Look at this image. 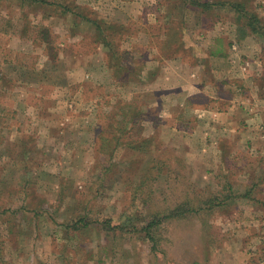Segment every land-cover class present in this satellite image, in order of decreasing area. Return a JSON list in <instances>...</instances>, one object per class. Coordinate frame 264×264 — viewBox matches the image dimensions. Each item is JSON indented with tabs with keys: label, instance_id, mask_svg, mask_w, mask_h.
<instances>
[{
	"label": "rangeland",
	"instance_id": "obj_1",
	"mask_svg": "<svg viewBox=\"0 0 264 264\" xmlns=\"http://www.w3.org/2000/svg\"><path fill=\"white\" fill-rule=\"evenodd\" d=\"M171 71L201 85L171 93ZM262 101L264 0H0V264H234L244 245L264 264V118L245 116ZM237 108L239 125L218 112ZM118 122L148 145L99 152ZM227 182L224 204L163 220V253L95 220H144ZM84 206L91 225L68 229Z\"/></svg>",
	"mask_w": 264,
	"mask_h": 264
},
{
	"label": "trees",
	"instance_id": "obj_2",
	"mask_svg": "<svg viewBox=\"0 0 264 264\" xmlns=\"http://www.w3.org/2000/svg\"><path fill=\"white\" fill-rule=\"evenodd\" d=\"M189 1L191 3H197V0H189ZM201 5L208 6L209 3L204 2ZM231 7L236 9V11L239 13L238 15L243 13L242 11L244 9V6L242 5V3L232 2ZM65 9L68 11H72V9H69V8H65ZM239 19H240V17H239ZM258 22H259L258 18L255 15L250 14L246 24L250 28V30L256 31V27H257ZM94 23H95L96 31L101 35V38L103 39L102 40L103 45L107 46L109 49L114 47V50H115L116 42L115 41H114V43L112 42L111 36L106 33L105 26L103 27L97 21ZM45 42L48 43L47 47L49 48V46H51V44H50L49 40H47V37H46ZM119 62H120V64L117 63L116 65H114V67L116 66L117 68H123V62H122L121 58H120ZM128 104H129V106H131L134 104V102H129ZM127 107H128V105H127ZM134 111L133 112L131 111L133 114L130 112V118H129L130 120L132 119L133 123H135V121H136L135 118L137 117V115H139V110H137L135 112ZM102 126H104V128L107 129V126L105 124H102ZM111 128H113V130H114V132L111 133L112 135L110 133H107L106 131H103V132L101 130H100V132L97 131L96 138H97V142H99V146H98L97 150L99 152H106L107 153L109 151L107 149L108 144L113 145L111 151H115L119 145H126V146H129L131 148L141 150L142 146L146 147L148 145L149 140H150L149 137H145V136H143L137 140H134V141L131 140L130 138H125V135H127L126 134L127 130L126 129L124 130L123 127L119 125V122H118V124H116L114 127H111ZM107 156H108V160L103 159L102 166L99 169L101 174H103V175H105L108 171H110L112 165H114V163L112 162L113 161L112 152H109V154ZM154 161L155 162L152 164V168L158 169V174H156L154 176V178H152V179H157V177L160 175V167L163 164H165L166 161L163 159H156V158ZM98 178L103 179L102 177L100 178L99 173H98ZM143 182L144 181H142L140 183V185ZM224 185H225V188L227 189L226 194L223 193V190H219L218 193L221 194L220 196H218V194L197 195V192L194 193L193 198L192 197L189 198L188 195H184V198H185L184 200L177 201L173 206L167 207L164 210H158L156 212H152L144 220L137 219L132 214L126 215L128 218L127 220H124V219L119 220L117 223L115 222L114 224L111 223L112 218L110 216L101 217V219L95 218V220L97 222L102 221L101 224L105 226V229L107 232L117 229L118 231H120L122 233H128V234L138 233L144 241L149 243L150 250L153 252L154 255L157 252L163 253V250H160V249H162L160 247V231H161L163 220L175 219V218H178V219L187 218L195 212H199V211L202 212L204 210L209 211L212 208L216 207V205L224 204V200L226 198L231 197L230 192L233 190L231 187L232 185L229 184L228 182L225 183ZM253 189L254 188H252V185L247 186V187L245 186L244 193H242L240 195H245V194L248 195L249 192H251ZM83 209H84L83 213L80 212L78 215H76L74 220H72L70 223L66 224V227L68 229H71L72 231L75 232L79 229H82L83 227L91 225V223H90L91 221L88 220V215H89L88 211L89 210L87 209L86 206H84ZM126 213L127 212H124V214H126ZM130 238H131V235L129 236V239ZM77 243L78 242H76V245H77Z\"/></svg>",
	"mask_w": 264,
	"mask_h": 264
},
{
	"label": "crops",
	"instance_id": "obj_3",
	"mask_svg": "<svg viewBox=\"0 0 264 264\" xmlns=\"http://www.w3.org/2000/svg\"><path fill=\"white\" fill-rule=\"evenodd\" d=\"M230 46H231L230 43H229V45L225 44L224 49H222V47H221V50H218L217 55L222 57L223 59L226 58L228 55H230V53H229V50H231ZM235 61L236 60H233L232 62H235ZM192 67L193 68L190 67V69L194 70L193 72H195V71H199L200 72V71L203 70V66L201 64L195 65V66H192ZM192 70H190V72ZM228 71H231V70L228 69ZM231 73H233V72H231ZM180 76H181L180 74H178V77L175 76L173 74V72L171 71V93L174 92V94H176L178 92L187 90V96H188V95H191L189 93H191V91H194L195 88H197L199 86V84L201 85V83L197 82V80H193L192 82H190V78L189 79L185 78L184 81L180 80V78H179ZM228 77L232 78L233 76H228ZM172 88H174V89H172ZM261 103H264V101H262ZM259 109H260V112H259ZM250 111H251V114L250 113L249 114H247V113L245 114V116L247 115V117H246L247 120H249L251 118L252 119L255 118L256 119L255 121H258V120L261 121L260 117L264 118V104L261 105V108L258 107V112H256L252 108H250ZM218 112L223 114V116L225 114H227V116H225V119L227 121H231L233 123V125H239L240 124L239 117L242 114V108H237V113L236 114H231V112L229 110L228 111L219 110ZM228 114H231V116L228 115ZM242 116H244V115L242 114ZM247 186H251V184H247L246 187ZM250 238H252V237H250ZM246 240H247L246 242L249 243L250 239L247 236H246ZM255 240H257V239H255ZM255 240L252 239L253 242ZM244 246H246V245H244ZM244 246L238 247L236 250L232 251L234 253V255L237 252L236 255H235V258H236L235 260L236 261H235L234 264H252V261L250 262V258H249L250 256H248V255H250L249 254V249L248 248L244 249L243 248Z\"/></svg>",
	"mask_w": 264,
	"mask_h": 264
}]
</instances>
